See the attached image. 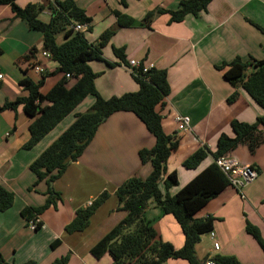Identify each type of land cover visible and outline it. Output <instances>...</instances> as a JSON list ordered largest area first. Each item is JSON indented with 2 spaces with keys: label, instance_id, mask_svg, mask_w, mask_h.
<instances>
[{
  "label": "crops",
  "instance_id": "0c3cea01",
  "mask_svg": "<svg viewBox=\"0 0 264 264\" xmlns=\"http://www.w3.org/2000/svg\"><path fill=\"white\" fill-rule=\"evenodd\" d=\"M55 1L64 0H17V4L22 8L35 3L47 7ZM183 1L187 0H128L122 6L120 0H75L91 20L90 30L85 32L88 43L97 45L104 32L112 33L102 53L113 66L101 61L89 63L98 74L95 86L102 98L139 90L127 65L116 57L115 49L124 50L127 63L135 60L167 72L170 93L160 115L164 132L180 138L179 148L167 162V173L176 172L178 178V186L169 190L171 195L214 163L209 154L198 168L189 170L183 166L189 156L201 148L213 153L220 135H233L232 121L255 124L264 115L240 86L227 81L225 70L221 69L240 59L250 63V74L264 63V0H212L198 16L188 15L181 23H169L170 15L166 12L177 11ZM157 10L164 13L156 14L152 21L145 20L148 13ZM116 13L132 19V25L120 26ZM50 17L46 10L39 19L49 23ZM56 40L59 45L65 42L62 34ZM33 48L38 49L33 63L51 74L40 89L46 94L63 75L56 74V62L42 56L43 34L26 21L15 19L9 6H0V72L4 76L0 82V106L28 96L20 81L30 64L20 59ZM27 75L35 83L43 79L34 69ZM233 94H237V99L230 103L228 99ZM94 101L88 97L31 150L24 149L30 140L31 121L24 107L0 112V186L14 194L12 207L0 211V256L6 263L55 264L67 258V264H112L108 254L95 259L90 251L126 216L119 209L118 188L134 177L145 179L151 173V165H143L139 158L141 150L155 145L145 125L133 113L112 114L99 125L77 161L71 162L55 182L36 184L30 171V165L72 125L75 115L86 113ZM177 115L190 118V131H178ZM229 156L254 167L258 178L242 194L234 187L227 188L198 212L197 219H214L215 238L211 233L203 235L195 249L196 257L201 263L216 256H233L241 264H264V143L254 154L242 145ZM50 188L60 198L56 205L38 215L42 226L31 231L21 211L45 206ZM161 189L164 190L163 185ZM105 192L109 197L91 219L89 228L68 234L65 228L76 211ZM145 219L163 241L176 249L183 247L185 238L173 216L164 215L151 203ZM248 225L257 232L262 244L247 231ZM214 241L219 243L218 251ZM163 264L188 263L169 259Z\"/></svg>",
  "mask_w": 264,
  "mask_h": 264
},
{
  "label": "trees",
  "instance_id": "16d2710c",
  "mask_svg": "<svg viewBox=\"0 0 264 264\" xmlns=\"http://www.w3.org/2000/svg\"><path fill=\"white\" fill-rule=\"evenodd\" d=\"M211 1H183L177 11L166 12L170 15L169 23H181L188 15L198 16L207 10ZM127 2L128 0H120L122 6H126ZM0 6H9L15 19L26 21L31 28L43 34V49L49 52L52 60L58 64L56 74L63 75V79L48 93L42 94L40 89L44 79L51 74L44 73L43 79L38 83L27 75L29 70L37 65L33 60L38 49H31L27 56L20 59V62L30 64L29 69L23 70L24 77L20 81L28 96L3 104L0 106V112L7 109L16 110L21 105L24 107L25 113L31 119L28 126L30 140L24 145V149L31 150L37 146L88 97L95 99L91 108L86 113L76 114L72 125L30 165V171L36 177V184L46 181L50 185L60 178L70 163L77 161L84 152L99 125L112 114L133 113L155 139L153 148L139 152L141 163L151 165V173L145 179L134 177L118 188L116 195L119 199V209L125 212L126 216L94 245L90 254L95 259L108 254L112 264H163L169 259L183 260L188 264L207 262V259L202 263L197 259L195 249L201 237L213 231L214 219H197L196 216L211 200L232 187L215 160L228 156L242 145H246L249 152L254 154L264 143V115L259 117L255 124L232 121L233 135H220L213 153L207 148H201L189 156L183 163L189 170L198 168L209 154L213 156L214 163L175 195H171L169 190L178 186V178L176 172L167 173V162L172 152L179 148L180 138L164 132L163 118L160 115L170 93L167 72L153 68L147 74L133 76L139 85L137 92L104 99L95 86L98 74L93 72L89 63L101 61L110 67L113 66L106 61L102 53L103 47L112 36L111 32H104L100 42L93 45L88 43L85 32L74 31L76 24L91 23L75 0L55 1L47 7L35 3L24 8L17 4V0H0ZM46 10L51 15L49 23L39 19ZM160 13H164L163 10L150 12L145 20L152 21L154 16ZM116 15L120 26L132 25V19L120 13ZM60 34L65 39L62 45L56 40ZM114 52L124 65L128 64L123 49H115ZM249 67L250 63L235 59L221 69L225 70V78L232 86H240L264 111V63L250 74L247 72ZM67 75H70V78H67ZM236 99L237 94H233L228 101L232 103ZM161 185H164V190ZM108 197L105 192L86 208L77 210L65 231L75 234L87 230L91 219ZM59 198V194L50 188L45 206L38 209L26 208L21 211V216L28 224L50 206L56 205ZM13 202L14 194L0 186V211L10 209ZM151 203L161 209L164 215L175 218L185 238L182 248L176 249L171 243L163 241L152 223L145 219V212ZM247 231L261 243L259 235L250 225ZM212 261L214 264H241L233 256H216ZM67 262V258H62L55 264ZM0 264L15 263H6L0 256ZM22 264L35 263L29 261Z\"/></svg>",
  "mask_w": 264,
  "mask_h": 264
},
{
  "label": "built area",
  "instance_id": "2783aa9c",
  "mask_svg": "<svg viewBox=\"0 0 264 264\" xmlns=\"http://www.w3.org/2000/svg\"><path fill=\"white\" fill-rule=\"evenodd\" d=\"M88 28V25L76 24L74 26V31L84 32ZM43 57L51 58L49 52L44 51L42 53ZM128 70L134 77H138L141 74H147L150 70L153 69L152 65L146 66L142 63L130 60L127 64ZM34 71L39 75L44 73V69L37 64L34 68ZM67 78H70V75H67ZM4 76L0 72V82L3 81ZM148 80V79H147ZM175 122L178 126V131L188 132L190 131L191 121L189 117H184L177 115L175 117ZM220 170L226 175L232 187H234L239 194H242V190L256 181L258 178V171L255 168H252L251 165H246L239 162L237 159L228 156L221 157L215 161ZM243 197V196H242ZM244 198V197H243ZM42 226L39 217L36 216L31 222L28 223V227L31 231H36ZM212 238H215V235L211 233ZM214 249L218 251L220 249L219 243L214 241ZM205 264H214L212 260H208Z\"/></svg>",
  "mask_w": 264,
  "mask_h": 264
},
{
  "label": "clouds",
  "instance_id": "9594fccd",
  "mask_svg": "<svg viewBox=\"0 0 264 264\" xmlns=\"http://www.w3.org/2000/svg\"><path fill=\"white\" fill-rule=\"evenodd\" d=\"M85 25H88V24H85ZM88 26H89V25H88ZM73 28H74V27H73ZM87 29H88V28H87ZM87 29H86V31H87ZM86 31H84V32H86ZM50 55H51V54H50ZM51 59H52V58H51ZM44 73H45V71H44ZM44 73H43L42 75H44ZM1 82H2V81H1ZM215 161H216V160H215ZM211 233H212V232H211ZM209 234H210V233H209ZM208 260H212V259H208ZM208 260H207V261H208ZM205 263H206V262H205ZM205 263H204V264H205Z\"/></svg>",
  "mask_w": 264,
  "mask_h": 264
},
{
  "label": "rangeland",
  "instance_id": "374dc122",
  "mask_svg": "<svg viewBox=\"0 0 264 264\" xmlns=\"http://www.w3.org/2000/svg\"><path fill=\"white\" fill-rule=\"evenodd\" d=\"M132 75V74H131ZM133 76V75H132ZM184 117H188V116H184ZM177 128H178V126H177ZM163 188H164V185H163ZM118 199V198H117ZM122 211V210H121ZM123 212V211H122ZM122 212H118V213H122ZM123 215H125L124 214V212L122 213Z\"/></svg>",
  "mask_w": 264,
  "mask_h": 264
}]
</instances>
